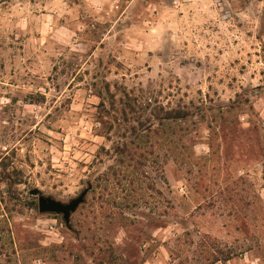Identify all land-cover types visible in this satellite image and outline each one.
Returning <instances> with one entry per match:
<instances>
[{"label":"rangeland","instance_id":"374dc122","mask_svg":"<svg viewBox=\"0 0 264 264\" xmlns=\"http://www.w3.org/2000/svg\"><path fill=\"white\" fill-rule=\"evenodd\" d=\"M0 264H264V0H0Z\"/></svg>","mask_w":264,"mask_h":264},{"label":"water","instance_id":"95a60500","mask_svg":"<svg viewBox=\"0 0 264 264\" xmlns=\"http://www.w3.org/2000/svg\"><path fill=\"white\" fill-rule=\"evenodd\" d=\"M32 196H38V211L40 213H50L62 215L65 223L69 222L70 215L82 203L86 191L81 193L77 198L71 200L68 204H62L59 201L53 200L49 197H43L39 190L33 189L29 192Z\"/></svg>","mask_w":264,"mask_h":264},{"label":"trees","instance_id":"16d2710c","mask_svg":"<svg viewBox=\"0 0 264 264\" xmlns=\"http://www.w3.org/2000/svg\"><path fill=\"white\" fill-rule=\"evenodd\" d=\"M225 259H229V258H225ZM215 260L212 261V263L214 262Z\"/></svg>","mask_w":264,"mask_h":264}]
</instances>
